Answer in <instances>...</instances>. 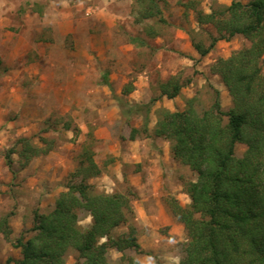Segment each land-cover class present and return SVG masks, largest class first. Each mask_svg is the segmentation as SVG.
I'll return each mask as SVG.
<instances>
[{
    "label": "rangeland",
    "instance_id": "1",
    "mask_svg": "<svg viewBox=\"0 0 264 264\" xmlns=\"http://www.w3.org/2000/svg\"><path fill=\"white\" fill-rule=\"evenodd\" d=\"M186 1L163 0L167 24L149 23L156 31L150 37L145 24L134 23L132 0H0V220L11 213L9 239L0 233V264L20 257L13 243L22 234L29 237L33 214L46 213L65 191L83 148L93 152L100 169L88 181L96 192L132 193V225L141 252L125 254L138 264L179 263L185 233L166 200L187 206L184 185L196 177L173 160L168 141L153 136L157 112L181 111L192 97L199 110L205 109L215 90L227 109L230 98L211 66L247 45L240 37L218 41L200 57L187 34L197 25L191 12L184 15ZM231 1L202 0L201 8L209 12ZM196 33L205 42V35ZM131 37L145 44H134ZM261 70L264 74V54ZM172 77L183 87L167 99L159 95V85ZM127 85L132 89L124 94ZM150 102L144 133L145 108L135 110ZM20 137L50 150L24 168L13 156L10 171L3 157ZM244 150L237 145L236 155ZM90 223L91 217L80 212L79 227ZM108 255L112 262L121 256L115 250ZM64 264H77L75 253H68Z\"/></svg>",
    "mask_w": 264,
    "mask_h": 264
},
{
    "label": "trees",
    "instance_id": "2",
    "mask_svg": "<svg viewBox=\"0 0 264 264\" xmlns=\"http://www.w3.org/2000/svg\"><path fill=\"white\" fill-rule=\"evenodd\" d=\"M132 1L134 23L145 24V32L154 37L156 31L149 23L167 24L160 8L163 0ZM201 1L182 3L184 15L191 12L197 25L196 31L189 29L187 34L200 57L212 51L218 41L240 37L247 45L211 66L230 98L227 109L221 107L215 90L205 109L199 110L197 98L192 97L181 111L157 112L153 136L168 141L173 160L187 166L196 177L184 185L190 200L187 206L172 198L166 200L168 211L185 233L178 264H264V0H232L227 6H211L209 12L203 11ZM198 31L207 44L196 38ZM130 42L145 44L136 37ZM103 81L107 82L106 76ZM182 87L175 77L169 78L159 85V95L173 99ZM131 88L127 85L124 94ZM150 104L135 110L145 108L144 133ZM136 132L132 131L131 139ZM239 144L245 146L241 156L236 155ZM49 150V146L38 147L30 138L20 137L3 158L14 171L13 156L18 167L24 168ZM99 175L93 152L83 148L65 191L46 213L33 214L29 237L22 234L13 243L20 257L7 264H64L70 252L75 253L77 264H138L125 254L141 252L132 225V193L96 192L88 181ZM80 212L91 217L85 229L78 225ZM10 215L0 220L5 239L11 233ZM121 227L126 231L116 234ZM110 250L121 254L117 261L109 260Z\"/></svg>",
    "mask_w": 264,
    "mask_h": 264
},
{
    "label": "crops",
    "instance_id": "3",
    "mask_svg": "<svg viewBox=\"0 0 264 264\" xmlns=\"http://www.w3.org/2000/svg\"><path fill=\"white\" fill-rule=\"evenodd\" d=\"M106 78H107V77H106ZM103 83H104V81H103ZM104 84L106 85V84H107V82H105ZM107 85H108V84H107ZM131 87H132V86H131ZM131 89H132V88H131ZM130 92H131V91H130ZM130 92H129V93H130Z\"/></svg>",
    "mask_w": 264,
    "mask_h": 264
}]
</instances>
